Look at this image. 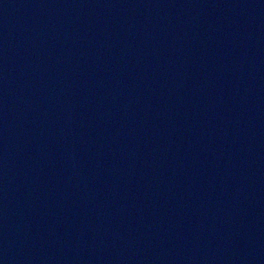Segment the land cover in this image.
Wrapping results in <instances>:
<instances>
[{"label": "water", "instance_id": "obj_1", "mask_svg": "<svg viewBox=\"0 0 264 264\" xmlns=\"http://www.w3.org/2000/svg\"><path fill=\"white\" fill-rule=\"evenodd\" d=\"M0 264H264V0H0Z\"/></svg>", "mask_w": 264, "mask_h": 264}]
</instances>
